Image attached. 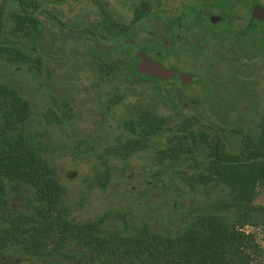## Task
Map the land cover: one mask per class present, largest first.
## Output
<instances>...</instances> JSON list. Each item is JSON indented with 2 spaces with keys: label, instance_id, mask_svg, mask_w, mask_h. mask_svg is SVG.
Wrapping results in <instances>:
<instances>
[{
  "label": "trees",
  "instance_id": "16d2710c",
  "mask_svg": "<svg viewBox=\"0 0 264 264\" xmlns=\"http://www.w3.org/2000/svg\"><path fill=\"white\" fill-rule=\"evenodd\" d=\"M40 5L11 0L7 12L0 10V59L21 69L40 63ZM117 37L108 31L111 48ZM116 61L89 69L117 75L124 67ZM134 71L129 66L124 75ZM251 92L256 107L259 97ZM73 117L64 104L35 111L18 84L0 80V264H264V249L247 229L264 224L261 121L249 131L231 127L238 134L233 147L196 131L187 118L175 126L155 157L157 164L179 165L175 170L188 186V199L173 201V215L162 213L152 226L135 207L108 206L95 216L75 218L56 161L60 151L91 155L85 185L103 187L112 176L113 158L146 147L166 125L164 118L132 114L121 121L115 141L101 145L95 133L78 132ZM57 129L66 134L61 143L53 135Z\"/></svg>",
  "mask_w": 264,
  "mask_h": 264
},
{
  "label": "rangeland",
  "instance_id": "374dc122",
  "mask_svg": "<svg viewBox=\"0 0 264 264\" xmlns=\"http://www.w3.org/2000/svg\"><path fill=\"white\" fill-rule=\"evenodd\" d=\"M38 1L41 6L37 15L43 22L40 35L42 44L36 51L41 58L40 63H25L21 69L14 62L0 59V80L18 84L37 112L54 103L71 108L74 117L70 123L75 124L78 132L95 133L99 136L101 145L115 141V135L123 129L121 121L134 113L135 104L141 103L143 106L144 102V108L152 106L155 114L164 118L166 125L160 133L151 137L147 147L132 152L125 159L113 158V172L107 185L86 187L83 176L89 169L91 155L74 157L60 151L56 162L75 218L95 216L108 206H125L137 208L139 216L147 219L150 225L157 226L162 213L173 215V201L186 202L189 193L188 186L176 173L175 168L179 165L170 161L157 164V149L166 145L169 132L186 118L192 122L191 126L196 131L210 132L214 138L224 139L230 147L237 145L238 134L231 132V127L238 126L249 131L257 126L264 113V85L260 70L252 73V79L255 80L252 89L256 92L255 96L260 98L256 110L248 106L245 97L235 95L231 97V115L225 116L208 110L206 107H210L211 102L197 101L194 97L178 92L174 101L169 88L166 94V86L162 81L155 80L157 87H154L151 82L124 80V73L129 70L128 65L123 66L117 74L119 80L107 79L103 89L96 90L90 77L95 74L88 68L82 69L86 66L85 60L89 56L90 47H95L99 52L108 48V57L103 58L106 63L110 60H117L118 63V59L124 56L121 51L111 48L113 40L99 35L91 38L85 27L88 26V21L99 17L97 11L102 8L113 18L127 21L139 0ZM10 3L11 0H0V10L7 12ZM162 7L164 8V4ZM10 21L7 18L8 24ZM143 37L140 33L136 39L141 40ZM25 44L31 47L29 42L25 41ZM235 54V58H240L237 52ZM100 58L93 62L96 69L99 68ZM219 72L225 73L222 70ZM241 79L245 80V77ZM233 91L231 89V94ZM142 95L151 100H146ZM53 135L59 143L66 136L59 129L53 131ZM71 171H75L74 176L70 175ZM80 197L82 201L79 203ZM248 228L256 233L258 242L264 249V224Z\"/></svg>",
  "mask_w": 264,
  "mask_h": 264
},
{
  "label": "flooded vegetation",
  "instance_id": "af4514ba",
  "mask_svg": "<svg viewBox=\"0 0 264 264\" xmlns=\"http://www.w3.org/2000/svg\"><path fill=\"white\" fill-rule=\"evenodd\" d=\"M143 2L145 9L140 10ZM97 13L99 17L85 27L87 35L108 39L110 31L118 36L115 49L124 56L117 58L118 64L134 66L135 70L124 80L151 82L154 87L155 80L162 81L166 94L168 88L171 90V99L178 92L197 101H208L211 105L206 108L222 116L231 115V97L235 95L245 97L248 106L256 110L251 99L255 85L252 73L259 69L264 85V0H139L127 21L113 18L103 8ZM140 33L144 37L138 40ZM236 52L238 59L234 57ZM107 55L108 48L99 52L91 46L85 60L87 68L94 67L93 62L100 57L99 67H106L103 58ZM142 55L176 73L161 78L138 70L136 65ZM221 70L225 73L220 74ZM117 76H107L103 69V73L90 77L94 88L101 90L107 79L119 80ZM109 104L105 106L110 108ZM140 104L133 106V114L156 115L152 106L144 108V102ZM262 115L259 121L264 125Z\"/></svg>",
  "mask_w": 264,
  "mask_h": 264
},
{
  "label": "water",
  "instance_id": "95a60500",
  "mask_svg": "<svg viewBox=\"0 0 264 264\" xmlns=\"http://www.w3.org/2000/svg\"><path fill=\"white\" fill-rule=\"evenodd\" d=\"M136 66L138 70H142L148 73L149 75H155L161 78H168L176 73L175 69L164 67L161 63L154 61L146 55H142L141 59L139 60ZM187 76L190 77L191 75L188 73ZM74 174L75 171H71L70 175L74 176Z\"/></svg>",
  "mask_w": 264,
  "mask_h": 264
}]
</instances>
